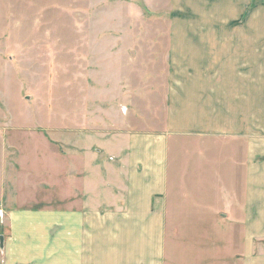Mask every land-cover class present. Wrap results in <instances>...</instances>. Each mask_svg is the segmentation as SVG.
<instances>
[{
  "label": "crops",
  "instance_id": "obj_1",
  "mask_svg": "<svg viewBox=\"0 0 264 264\" xmlns=\"http://www.w3.org/2000/svg\"><path fill=\"white\" fill-rule=\"evenodd\" d=\"M169 4L164 124L68 121L60 211L5 210L0 186L9 264H264V0Z\"/></svg>",
  "mask_w": 264,
  "mask_h": 264
},
{
  "label": "rangeland",
  "instance_id": "obj_2",
  "mask_svg": "<svg viewBox=\"0 0 264 264\" xmlns=\"http://www.w3.org/2000/svg\"><path fill=\"white\" fill-rule=\"evenodd\" d=\"M169 3L0 0V186L5 210L60 211L63 169L57 151L79 150L62 144L68 121L88 118L92 123L102 117L109 123L130 108L150 119L149 125L136 119L134 131L164 124V94L158 91L168 80ZM115 51V69L104 70ZM117 71L118 83L112 84ZM118 89L122 91L116 93ZM46 134L59 145L48 144ZM51 153L49 172L46 156ZM1 224V233L8 231L7 220ZM10 248L0 250V264L5 255L7 262Z\"/></svg>",
  "mask_w": 264,
  "mask_h": 264
},
{
  "label": "water",
  "instance_id": "obj_3",
  "mask_svg": "<svg viewBox=\"0 0 264 264\" xmlns=\"http://www.w3.org/2000/svg\"><path fill=\"white\" fill-rule=\"evenodd\" d=\"M0 248L3 249V237L0 236Z\"/></svg>",
  "mask_w": 264,
  "mask_h": 264
}]
</instances>
